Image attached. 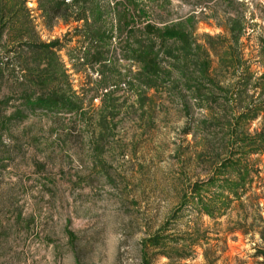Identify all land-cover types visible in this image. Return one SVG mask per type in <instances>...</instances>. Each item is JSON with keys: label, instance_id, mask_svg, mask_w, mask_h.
Masks as SVG:
<instances>
[{"label": "rangeland", "instance_id": "obj_1", "mask_svg": "<svg viewBox=\"0 0 264 264\" xmlns=\"http://www.w3.org/2000/svg\"><path fill=\"white\" fill-rule=\"evenodd\" d=\"M25 1L38 40L59 44L79 110L29 113L22 96L41 89L0 83V264H263L264 143L227 169L241 189L216 172L232 132L264 136V0H89L107 31L93 46L81 23ZM147 24L227 41L209 52L216 101L137 89L128 51Z\"/></svg>", "mask_w": 264, "mask_h": 264}, {"label": "trees", "instance_id": "obj_2", "mask_svg": "<svg viewBox=\"0 0 264 264\" xmlns=\"http://www.w3.org/2000/svg\"><path fill=\"white\" fill-rule=\"evenodd\" d=\"M53 1L56 0L38 1L39 7L46 15V21L61 19L64 24L81 23L82 26L75 28V31L80 30L82 38L91 46L104 39L107 31H103L102 27L96 29L98 16L95 15L89 0H70V3L60 0L59 5H54ZM191 20L192 18H189L185 23L189 24ZM180 26L182 27L181 24ZM242 30L239 22L230 30V42L235 46H238ZM138 33L140 34L136 43L138 48L128 51L129 59L139 68L136 75L137 89L142 92L155 91L177 96L181 94L183 96L188 90L192 92L198 105L206 101L209 104L216 101L215 93L209 89L211 86H217L207 75L210 67L209 52L214 54L217 52L220 58L223 52L218 49V44L212 43L216 39L219 44H225L227 41L203 36V43L199 44L192 34L182 31L176 25L158 29L147 24ZM3 36H7L5 43H1ZM130 36L135 37L134 32H131ZM111 37L110 35L108 38ZM157 39L159 43H156ZM168 42L171 45L166 47ZM58 45V42L45 44L38 40L25 0H0V83L4 81L24 88L26 85H34L41 89V96L37 99H34L33 95L22 96L26 98L24 109L29 113L39 110L45 114L58 116L77 114L79 110L77 98L67 91L70 86L69 80L56 57ZM237 51L238 49L235 52ZM27 55L29 58H25ZM221 61L224 63L223 59ZM241 66L236 62L232 69L235 71L241 69ZM127 85L131 86L130 82ZM218 91L222 96L225 93L221 88ZM115 93V90H111L104 98L110 100ZM13 118L17 119L20 116ZM232 134L235 139L229 146L233 152L220 161L216 176L223 184H229V187L236 191L245 185L244 178L232 184L228 180L227 169L242 166L250 154L259 151V145L264 143V136L262 134L248 136L243 132ZM237 158L241 160L236 161ZM158 243V238L153 237L150 241L153 247H157ZM259 254L264 264V250Z\"/></svg>", "mask_w": 264, "mask_h": 264}]
</instances>
